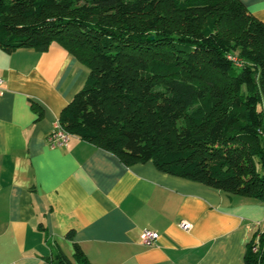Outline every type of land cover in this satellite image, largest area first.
<instances>
[{
	"label": "trees",
	"instance_id": "16d2710c",
	"mask_svg": "<svg viewBox=\"0 0 264 264\" xmlns=\"http://www.w3.org/2000/svg\"><path fill=\"white\" fill-rule=\"evenodd\" d=\"M52 44L89 71L66 131L264 202V21L241 0H0V47ZM259 231L247 264H264Z\"/></svg>",
	"mask_w": 264,
	"mask_h": 264
},
{
	"label": "crops",
	"instance_id": "0c3cea01",
	"mask_svg": "<svg viewBox=\"0 0 264 264\" xmlns=\"http://www.w3.org/2000/svg\"><path fill=\"white\" fill-rule=\"evenodd\" d=\"M264 21V0H241ZM88 68L63 47H0V264H54L78 245L91 264H247L264 202L124 161L77 135L52 145ZM187 219L189 229L180 226ZM145 228L159 236L141 239ZM69 231H72L68 233Z\"/></svg>",
	"mask_w": 264,
	"mask_h": 264
},
{
	"label": "built area",
	"instance_id": "2783aa9c",
	"mask_svg": "<svg viewBox=\"0 0 264 264\" xmlns=\"http://www.w3.org/2000/svg\"><path fill=\"white\" fill-rule=\"evenodd\" d=\"M4 79L0 76V95L4 92L3 87ZM72 134L66 131L58 121L56 123V126L52 133L49 135V141L52 145H62L66 144ZM180 226L184 229H189L193 226V223L187 219H182L180 221ZM159 236V233L156 230L145 228L141 232V239L145 243H152L157 237ZM262 233L259 231L257 232L255 238L251 241V249L253 252H255L256 247L259 244V241L261 240Z\"/></svg>",
	"mask_w": 264,
	"mask_h": 264
},
{
	"label": "bare ground",
	"instance_id": "6f19581e",
	"mask_svg": "<svg viewBox=\"0 0 264 264\" xmlns=\"http://www.w3.org/2000/svg\"><path fill=\"white\" fill-rule=\"evenodd\" d=\"M260 245H262V244H260V241H259V244L256 247L255 252H254L255 254L260 252Z\"/></svg>",
	"mask_w": 264,
	"mask_h": 264
},
{
	"label": "rangeland",
	"instance_id": "374dc122",
	"mask_svg": "<svg viewBox=\"0 0 264 264\" xmlns=\"http://www.w3.org/2000/svg\"><path fill=\"white\" fill-rule=\"evenodd\" d=\"M264 224V223H263ZM262 228H264V226H262ZM69 255V254H68ZM70 256V255H69Z\"/></svg>",
	"mask_w": 264,
	"mask_h": 264
}]
</instances>
